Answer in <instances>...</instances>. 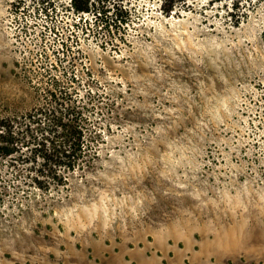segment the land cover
Returning <instances> with one entry per match:
<instances>
[{
	"label": "rangeland",
	"instance_id": "1",
	"mask_svg": "<svg viewBox=\"0 0 264 264\" xmlns=\"http://www.w3.org/2000/svg\"><path fill=\"white\" fill-rule=\"evenodd\" d=\"M42 1L0 0V118L74 87L98 152L50 190L0 157V264H264V0Z\"/></svg>",
	"mask_w": 264,
	"mask_h": 264
},
{
	"label": "trees",
	"instance_id": "2",
	"mask_svg": "<svg viewBox=\"0 0 264 264\" xmlns=\"http://www.w3.org/2000/svg\"><path fill=\"white\" fill-rule=\"evenodd\" d=\"M105 0H70L66 9L83 17L96 11L106 14ZM163 12L171 13L187 0H166ZM41 10L50 14L53 3L43 0ZM117 20H131L129 9L115 5ZM264 41V32L262 34ZM75 89H44L33 108L12 117L0 118V157L21 161L26 166V182L40 189L65 186L71 174L97 156V144L90 139L91 120L80 110Z\"/></svg>",
	"mask_w": 264,
	"mask_h": 264
}]
</instances>
